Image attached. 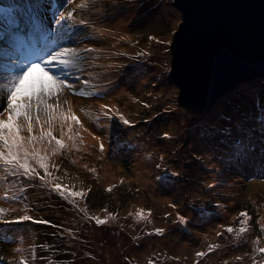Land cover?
<instances>
[{
  "label": "rangeland",
  "instance_id": "1",
  "mask_svg": "<svg viewBox=\"0 0 264 264\" xmlns=\"http://www.w3.org/2000/svg\"><path fill=\"white\" fill-rule=\"evenodd\" d=\"M39 2L54 6L49 18L53 10L74 11L77 24H65L78 41L71 46L93 51L82 53L85 60L79 67L83 71L69 76L70 80L79 77L74 90L59 96L61 110H70L80 123L69 121L71 132L60 122L51 129L45 127L64 144L55 156L47 155L51 180L39 178L44 173L35 161L30 167L37 169L38 176L32 180L12 175L11 166L0 162V264H264V177L246 183L227 179L220 181V187L212 178L215 164L230 156L225 153L228 147L234 141L244 143L243 133L228 132L239 129L257 135L263 131L259 135L264 141V120L260 119L264 117V76L226 92L210 113H195L180 105V90L172 77L171 44L177 32L173 26L180 27L184 21L174 0H72L70 4L66 0H0L21 12L20 46L43 37L32 19L33 6ZM43 48L47 50L45 44ZM3 51L0 48V65ZM6 87L0 71L4 97ZM79 91L92 95L74 94ZM229 106L235 107L232 115L226 110ZM5 108L6 100L0 96V112ZM107 109L111 119L104 115ZM119 115L131 126H124ZM217 129L227 143L216 149L213 139L195 143V138ZM38 133L39 129L34 132ZM76 150L80 160L100 165L96 178L74 170L71 160ZM227 167L235 166L226 163L222 172ZM172 171L180 175L172 177ZM52 173L62 190L83 196L65 200L55 185L52 189ZM158 175L166 177L156 179ZM239 208L250 216L243 215L234 225L206 219L215 209L222 214L228 210L226 219L230 210ZM25 209L32 220L21 221ZM181 216L186 223L180 222ZM96 218L107 223L97 225ZM35 220L49 223L35 224ZM116 234L121 237L119 243L114 240ZM145 254L149 255L143 259Z\"/></svg>",
  "mask_w": 264,
  "mask_h": 264
},
{
  "label": "snow or ice",
  "instance_id": "2",
  "mask_svg": "<svg viewBox=\"0 0 264 264\" xmlns=\"http://www.w3.org/2000/svg\"><path fill=\"white\" fill-rule=\"evenodd\" d=\"M67 3H72V0H66ZM2 10L5 14L6 29L3 37H0V43H4L9 47L16 48L20 41L19 31L21 30V20L23 19L21 12L17 6L3 5ZM54 6L50 3L39 2L33 6V12L36 13L32 17L34 27L43 34L45 40V48H40L39 54L32 52L29 56H25L24 60L17 62V59L12 60V65L6 72L8 73L6 87V108L0 112V162L11 166L12 175L27 176L29 180L35 179L38 176L36 168L30 167V162L35 161L40 169H43L44 175L39 177L43 180H51L49 174V165L47 163V155H56L60 148H64L61 140L55 139L48 129L56 123L60 122L62 126H67L69 132L72 131L69 121L79 124V120L75 115H72L69 110L64 113L61 110L59 96L62 91L74 90V85L79 77L70 80L69 76H75L76 72H82L79 67L85 58L82 53L85 51H93V49H79L72 47V44L78 43L75 40L74 33L65 27V24L75 26L77 21L74 19V11L53 10L51 18L48 17L49 9ZM179 20V18H177ZM84 24V21H80ZM179 24L173 26V31H179ZM51 47H48V44ZM157 44L167 43L171 41L156 40ZM17 50H23L24 45ZM30 47V45H28ZM117 67H122L118 65ZM165 71L168 70V65H163ZM87 86V81L84 82ZM79 96H90L92 93L79 91L74 93ZM56 100V103L51 101ZM148 107V105H145ZM105 109V105H101ZM111 109H107L104 115L111 119L108 115ZM115 115V114H113ZM118 119L124 126H131L130 121L123 115H119ZM260 119L264 120V117ZM39 129L38 134H34ZM89 135H92L89 132ZM165 137L170 139L168 134ZM71 140L72 137L69 136ZM95 139V137H94ZM100 152L104 151V144L101 142ZM232 154L237 159H246L248 155L247 146L241 141H237L232 145ZM41 153H45L42 155ZM163 160V157H161ZM161 167V165H157ZM167 172V170H165ZM180 175L177 171H172V177ZM165 175H158L159 178ZM166 177V176H165ZM55 183V191L58 192L65 200L69 196H83L79 192H65L62 190L58 181ZM21 221H30L32 217L24 210ZM243 216L244 213H241ZM181 223H186L184 217H178ZM19 222V221H18ZM35 224H48L45 220L32 221ZM97 225H105L104 219H95ZM232 231L231 228L228 229ZM243 231V229H241ZM158 234H162L161 230H157ZM198 255H203L199 253Z\"/></svg>",
  "mask_w": 264,
  "mask_h": 264
},
{
  "label": "water",
  "instance_id": "3",
  "mask_svg": "<svg viewBox=\"0 0 264 264\" xmlns=\"http://www.w3.org/2000/svg\"><path fill=\"white\" fill-rule=\"evenodd\" d=\"M184 21L173 37L179 103L208 112L226 92L264 76V0H174Z\"/></svg>",
  "mask_w": 264,
  "mask_h": 264
},
{
  "label": "trees",
  "instance_id": "4",
  "mask_svg": "<svg viewBox=\"0 0 264 264\" xmlns=\"http://www.w3.org/2000/svg\"><path fill=\"white\" fill-rule=\"evenodd\" d=\"M226 110L232 115L235 112V107L234 106H229V107H227ZM221 132H222L221 129H217L216 131L209 132L208 133L209 136H206L208 138L209 142H210L211 139H213V141H214V144H213L214 149L219 148L218 145L220 143H222V142L227 143L225 141V139L222 137ZM229 133L232 134V135H234V134L240 135L241 134V130L234 129V131H231ZM234 142L236 143V141H234ZM228 149H230V148L228 147ZM73 157H74V159H73ZM221 157H222V155H221ZM93 164L94 163H89L87 161L80 160V155H79V151L78 150H76L74 152V154L72 155L71 165L73 166L74 170L79 175H83V176H87V177L91 176V177L96 178L98 176V174H99V171H100V165H97V164L93 165ZM53 175L54 174L52 173V181H55L56 177H53ZM244 182L246 183V181H244ZM54 185H55V183L52 182V189L54 188ZM114 240H115V242L119 243V242H121V237L116 234L114 236Z\"/></svg>",
  "mask_w": 264,
  "mask_h": 264
},
{
  "label": "bare ground",
  "instance_id": "5",
  "mask_svg": "<svg viewBox=\"0 0 264 264\" xmlns=\"http://www.w3.org/2000/svg\"><path fill=\"white\" fill-rule=\"evenodd\" d=\"M35 1H39V0H35ZM0 6H3V5H0ZM2 8V7H1ZM36 50V49H35ZM35 50H31V51H35ZM180 90V89H179ZM263 132V131H262ZM261 132V133H262ZM259 133V134H261ZM259 134L255 135V134H251V133H248V135L246 136L245 135V139H244V145L247 146V149H248V155L249 157H258L259 159L262 160V165L264 167V147H262L261 145H259L258 143V136ZM198 141H202L204 143H208L209 140L206 136H201V137H197L195 138V143H197ZM250 146H257L256 148V152H255V155L252 153V149L250 148ZM212 163V162H211ZM106 173L107 175H109V177L113 178L114 177V174H109V170L107 169L106 170ZM148 178L146 176V182H147ZM24 235L26 236L27 235V232L24 231ZM182 249H185L186 247L184 245L181 246ZM149 254H145V256L143 257V259H146V257L148 256Z\"/></svg>",
  "mask_w": 264,
  "mask_h": 264
},
{
  "label": "clouds",
  "instance_id": "6",
  "mask_svg": "<svg viewBox=\"0 0 264 264\" xmlns=\"http://www.w3.org/2000/svg\"><path fill=\"white\" fill-rule=\"evenodd\" d=\"M179 93H180V92H179ZM180 105H181V104H180ZM181 106H182V105H181ZM182 107H183V106H182ZM184 108H185V107H184ZM185 109H187V108H185ZM212 109H213V108H212ZM212 109H211V111H212ZM187 110H189V109H187ZM190 110H191V109H190ZM211 111H210V112H211ZM210 112H208V113H210ZM195 113H198V112H195Z\"/></svg>",
  "mask_w": 264,
  "mask_h": 264
}]
</instances>
